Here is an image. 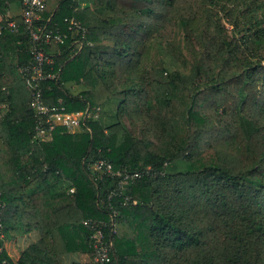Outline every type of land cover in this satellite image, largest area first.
<instances>
[{
  "label": "trees",
  "instance_id": "16d2710c",
  "mask_svg": "<svg viewBox=\"0 0 264 264\" xmlns=\"http://www.w3.org/2000/svg\"><path fill=\"white\" fill-rule=\"evenodd\" d=\"M42 16L88 29L82 48L81 34L46 46L44 102L92 115L35 140L22 0H0V244L37 229L21 264H101L89 221L113 241L103 264H264V0H49ZM119 111L148 117L155 138ZM98 160L153 172L120 191Z\"/></svg>",
  "mask_w": 264,
  "mask_h": 264
},
{
  "label": "built area",
  "instance_id": "2783aa9c",
  "mask_svg": "<svg viewBox=\"0 0 264 264\" xmlns=\"http://www.w3.org/2000/svg\"><path fill=\"white\" fill-rule=\"evenodd\" d=\"M49 0H22V16L23 23L26 27L29 40L31 42L30 53L32 55L31 61L20 68L26 82V86L31 92V106L35 111L37 117L35 140L45 141L53 136V132L58 127L65 128L71 133L79 132L86 121L91 117L92 112L89 107L81 111H68L64 107L50 106L44 102L42 83L48 78H55L56 73L52 72L55 64L54 52L47 51L46 46L52 44H61L77 34H81L78 38H74L73 42L82 48L84 42L83 38L88 33L87 27L75 18H66L67 30L52 29L48 26V22L44 20L42 12L46 9ZM49 20V19H48ZM8 27L16 28V23L12 19H7ZM51 69V70H49ZM99 112L95 113L98 116ZM93 169L101 171L103 174L111 177L119 176L118 189L120 191L125 189V186L145 173H152V168L148 166L145 170L136 172H125L115 170L110 162L98 160L92 165ZM73 190V189H72ZM114 189L110 196L116 194ZM4 204L0 201V237L4 238L2 230V212ZM91 228L92 247L94 248V261L98 263H105L110 260L113 252V241H105L104 233L101 227L90 224L85 221ZM5 250V244H0V253ZM0 264H21L17 259H9L7 257H0Z\"/></svg>",
  "mask_w": 264,
  "mask_h": 264
},
{
  "label": "rangeland",
  "instance_id": "374dc122",
  "mask_svg": "<svg viewBox=\"0 0 264 264\" xmlns=\"http://www.w3.org/2000/svg\"><path fill=\"white\" fill-rule=\"evenodd\" d=\"M12 7H13L14 12H18V10L20 11V8L18 9L16 4L13 3ZM14 8H16L17 10L14 9ZM222 23L226 24L231 29V25L227 22L226 18H224L222 20ZM149 103H150V105L152 104L151 101H149ZM117 107H118V103L117 102H112L108 106L107 111L109 113L108 114L109 117H107V118H110V115L112 113L114 114L116 112ZM119 113L121 114L120 118L122 119L123 123L128 128L133 130L136 134H138V135H142L143 133H147V134L150 133L151 134V130H150V127H149V124H150L151 121L149 120L148 117H146V116H142V117L136 116L134 119H132V118H130L131 116L128 115V112H123L122 113V111H119ZM113 129H116V131L119 132L121 135H123L124 132H125V129L122 126H120V125L116 126ZM151 137L155 138L154 135H152V134H151ZM24 235H26V234H24ZM17 238H18L17 236H15L14 238L13 237H8V238H6V243H5L6 252L13 259L19 258L20 253H21V248L18 245ZM87 259H89V257H87Z\"/></svg>",
  "mask_w": 264,
  "mask_h": 264
},
{
  "label": "crops",
  "instance_id": "0c3cea01",
  "mask_svg": "<svg viewBox=\"0 0 264 264\" xmlns=\"http://www.w3.org/2000/svg\"><path fill=\"white\" fill-rule=\"evenodd\" d=\"M41 234L37 229H32L26 232V235L20 239H18V245L22 249L28 247L34 241L40 239ZM64 260V264H70L71 260L77 258L76 255H66L62 257ZM83 260H86V256H83Z\"/></svg>",
  "mask_w": 264,
  "mask_h": 264
}]
</instances>
